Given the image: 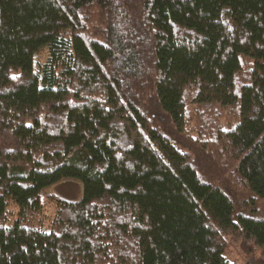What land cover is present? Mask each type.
<instances>
[{"label":"trees","instance_id":"16d2710c","mask_svg":"<svg viewBox=\"0 0 264 264\" xmlns=\"http://www.w3.org/2000/svg\"><path fill=\"white\" fill-rule=\"evenodd\" d=\"M263 202L264 0H0V264L264 260Z\"/></svg>","mask_w":264,"mask_h":264},{"label":"rangeland","instance_id":"374dc122","mask_svg":"<svg viewBox=\"0 0 264 264\" xmlns=\"http://www.w3.org/2000/svg\"><path fill=\"white\" fill-rule=\"evenodd\" d=\"M46 59V50H41L35 60V66L42 65ZM208 177V176H207ZM83 188L79 181L76 180H64L57 184H53L45 188L41 196V204L43 210L47 216V219H51L55 213V205L48 196L55 195L66 200H77L82 196ZM12 212H15L17 207L11 206ZM260 213L264 214V202L258 207ZM12 221V219H10ZM224 256L236 264H264V260L261 259L257 251L251 253L241 248L240 242L229 244L224 252Z\"/></svg>","mask_w":264,"mask_h":264}]
</instances>
